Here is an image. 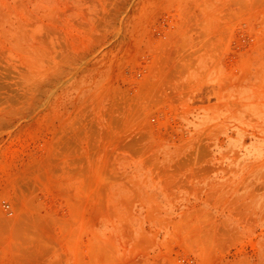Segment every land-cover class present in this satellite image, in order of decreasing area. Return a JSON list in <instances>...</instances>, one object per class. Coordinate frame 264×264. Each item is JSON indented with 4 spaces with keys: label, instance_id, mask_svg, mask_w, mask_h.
Wrapping results in <instances>:
<instances>
[{
    "label": "rangeland",
    "instance_id": "1",
    "mask_svg": "<svg viewBox=\"0 0 264 264\" xmlns=\"http://www.w3.org/2000/svg\"><path fill=\"white\" fill-rule=\"evenodd\" d=\"M0 264H264V0H0Z\"/></svg>",
    "mask_w": 264,
    "mask_h": 264
}]
</instances>
